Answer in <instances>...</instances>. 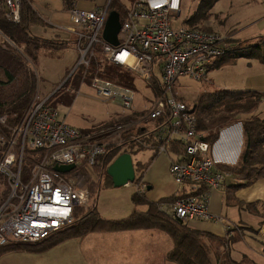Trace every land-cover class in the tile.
Listing matches in <instances>:
<instances>
[{"label": "built area", "instance_id": "2783aa9c", "mask_svg": "<svg viewBox=\"0 0 264 264\" xmlns=\"http://www.w3.org/2000/svg\"><path fill=\"white\" fill-rule=\"evenodd\" d=\"M181 3L131 0L121 17L117 46L103 38L110 3L91 10L72 6L68 29L76 36L78 65L88 67L99 43L104 59L147 85L157 86L155 104L145 108V118L157 120L156 128L147 127L155 143L144 144L170 159L177 199L164 205L167 213L185 222L202 219L230 226L227 218L210 209V190L222 189L228 173L219 168L212 143L198 130L192 107L173 90L180 76L207 79L211 64L226 52L227 37L216 31L176 25ZM3 5L8 18L18 22L21 0H3ZM97 72L90 82L97 95L131 109L135 89ZM8 117L7 113L0 115V246L40 241L71 224L75 212L89 206L86 182L93 176L92 170L105 164L100 157L107 153L108 146L121 142L113 137L117 128H122L118 137L128 129L106 126L96 132L84 131L69 124L59 109L48 103V97L41 99L40 94L15 125L9 124ZM133 137L141 136L134 133ZM175 144L181 145L178 151L171 149ZM56 164L75 166L57 171ZM232 235L229 230L227 236Z\"/></svg>", "mask_w": 264, "mask_h": 264}, {"label": "trees", "instance_id": "16d2710c", "mask_svg": "<svg viewBox=\"0 0 264 264\" xmlns=\"http://www.w3.org/2000/svg\"><path fill=\"white\" fill-rule=\"evenodd\" d=\"M114 1L115 0H111L109 2V11L117 10L122 17L124 15V10L122 9L121 11V5L118 3L114 4ZM216 2L217 0H199L195 11L184 20V25L191 28H202L204 30L213 31L199 26L204 25L205 20L210 17L211 10ZM6 13L3 0H0L1 32L17 44H26L27 50H29L28 53L35 57L36 61L40 51L49 52L54 55L53 53L57 48L62 49L58 44H54V40L51 41L39 37L31 31L32 25L38 24L41 22V19L30 0H21L20 20L18 22L10 20ZM51 42L53 44H51ZM31 46H33V49ZM95 49V56L91 57L88 67L80 64L74 71V73L78 72L76 77L78 85L81 84V82H91L92 76L99 70L97 73L104 75V77L116 83L130 86L133 89L137 88L131 72L124 71L120 66L110 63L103 58L102 54H99L101 44L97 43ZM225 49L226 52L222 56L216 58L211 64L210 70L220 68L227 64H234L240 58L256 59L261 64H264V34L243 39H230L228 41L226 39ZM3 59H7L10 65H12L11 68L5 70V72L7 77L13 80L18 76L16 73L19 72L21 68V64H19L21 62L17 61L18 59L15 58L7 48L0 45V65ZM17 62L19 63L16 64ZM25 76L26 81H22V85L15 89L16 93L13 92L10 95L11 99L9 102L3 99L2 93L0 94V113L1 115L6 113L9 115V124L17 123L21 119L26 109L29 108L31 104L30 97L37 87V77L34 74L25 73ZM4 84L5 82L0 79V88ZM23 93L24 96L23 99H21L20 96ZM263 99L264 92L262 91L221 88L213 91L201 92L194 106H191V111L196 115L198 130L202 131L204 133L203 138L210 141L212 144L218 139L221 128L239 119V116H242L240 119L244 125L245 148L241 156V161L237 166H226L223 167V169L239 175L244 179V182L228 187L227 193L229 203L237 202L233 194L236 188L251 185L258 179L264 178V116H260L256 113ZM53 106L56 107L55 105ZM145 112V109L142 111L134 109L132 113L121 116L115 123L120 124L121 122L138 121V119H143ZM135 126L138 127L139 124ZM134 127L123 131L121 142L108 146L107 153L100 157L101 161L104 162L106 166L122 152L121 146L129 141L135 140L133 137L134 133L140 137L150 132L147 127L143 129L139 127L134 132ZM149 143H155L152 135L151 142ZM180 147V144H175L171 149L178 151ZM107 176L111 179L108 173ZM135 181L139 182L140 176H137ZM111 185H113V183ZM99 186L97 188L93 186L90 188L91 205L86 207L87 209L81 208L85 210L83 213H79L81 209L77 210L75 212V220L71 224L40 241L29 243L16 242L0 246V256L8 251L21 249H25L29 252H41L68 238L83 236L94 231L159 228L167 232L174 239L175 245L169 252L168 258L178 264H244L243 262L231 258L230 243L236 241L233 235L230 237L227 235L225 237H220L211 233H205L190 227L188 222L175 219L167 213L164 209V205L167 204L168 200L169 203L175 201L177 199L176 195L159 202H150L144 195L137 191L132 196L133 202L136 205L147 204L148 209L146 211L135 209L133 213L125 218L106 219L100 214L97 208ZM245 207L247 209H257V206L253 204H246ZM251 227L252 226H249V228ZM221 246L228 249L225 250L223 248L220 250Z\"/></svg>", "mask_w": 264, "mask_h": 264}, {"label": "crops", "instance_id": "0c3cea01", "mask_svg": "<svg viewBox=\"0 0 264 264\" xmlns=\"http://www.w3.org/2000/svg\"><path fill=\"white\" fill-rule=\"evenodd\" d=\"M30 1L41 19V22L32 25L31 31L35 35L51 41L64 40L67 42L64 48L71 46V48L76 49L74 45L75 36L68 30V27L72 25L70 17L72 6L77 5L79 8L91 10L98 6L107 5L110 0ZM130 3L131 1L129 5ZM118 4L122 5L125 14L129 5L127 6L126 3L122 4V2ZM195 9L196 7L191 9L186 6V17L194 12ZM181 13L182 10L180 11ZM231 21H236L237 25H242L243 27L241 26L239 29L233 25L229 27L227 24H230ZM205 23L215 29L217 28L214 31L224 36L230 34L232 39H243L264 34V0H217L211 10L210 17L205 20ZM7 40L9 41V38L0 30V45ZM62 49L57 48L53 54L55 55ZM40 55L52 54L42 51ZM235 64L238 65V68L245 69L250 74L249 77L246 78V76L242 75L243 78L236 81L229 78L225 79L224 76H221L220 71L230 66H222L209 72V76L215 72L219 73L216 78L217 81H214L213 79L215 78L211 76V79L207 81L217 85L218 87H215V89H247L264 92V64H261L256 59L248 58H240ZM68 65H65L66 69H68ZM35 69L38 75L36 63ZM215 89L204 91H213ZM200 92L198 93L200 94ZM188 94L192 95L193 93ZM96 97L100 98L97 95ZM101 100L112 102L104 98H101ZM256 113L264 116V99ZM241 117L239 116V119L221 128L218 139L212 144L213 155L221 169L226 166H237L241 161L245 148V131ZM144 161L143 167L141 166V170L137 175L140 176V181L124 185L127 187L125 190H129L123 192L125 190L110 185L101 190L107 192L104 197L101 196V192L98 194L97 208L104 218H125L133 213L135 209L146 211L148 209L147 204L136 205L133 202L132 196L137 191L150 202H159L176 194L177 184L169 171V157L164 154H157L152 149L148 153L145 163ZM243 182L244 179L239 175L228 172L223 188L210 190L211 212L227 218L234 225L231 227L232 229L228 228L223 222L213 220L194 219L189 221L188 225L199 231L220 237H225L229 230H233L236 225L247 227L250 223L243 219L242 213H245V211L247 213L252 212L251 214L255 213L259 216L264 210V178L258 179L251 185L236 188L235 190L232 189L237 202L229 203L228 187ZM119 193L122 196H119ZM167 203H169V200ZM246 204H253L257 206V209H247L245 207ZM260 219L259 222H262L261 217ZM254 228L256 229V232L253 233L255 235L254 240L259 242L264 250V225H257ZM250 234L252 235V233ZM174 245L175 242L171 235L159 228L101 230L89 232L83 236L68 238L41 252L8 251L0 256V260L2 261V256L4 257L6 254L22 252L26 259V264H178L168 258V254L174 248ZM239 248L236 247L235 250L233 243L230 245L231 258L236 261H239V259H235L232 252H239Z\"/></svg>", "mask_w": 264, "mask_h": 264}, {"label": "rangeland", "instance_id": "374dc122", "mask_svg": "<svg viewBox=\"0 0 264 264\" xmlns=\"http://www.w3.org/2000/svg\"><path fill=\"white\" fill-rule=\"evenodd\" d=\"M130 1L131 0H115L114 4L122 2V4L126 3V5L128 6ZM197 4L198 0H182V13L180 14V16L177 17L178 20L176 25L185 24L184 20L186 19V6L188 8L194 9L195 7H197ZM120 10L122 11V8H120ZM236 23V21H231L230 24L228 23L227 25L229 27H232L233 25L234 27L239 29V27H241L242 25H237ZM199 27L208 28L213 31L215 29L208 23H204V25H200ZM68 30L70 31V29ZM215 30H217V28ZM225 37H227V41L232 39V36L230 34L225 35ZM75 41L76 42L74 43V45L77 48L76 36ZM53 42L56 45L58 44L61 48H64L67 45L66 41L60 39L56 41L54 40ZM51 44L53 43L51 42ZM1 45L7 48L10 53L18 59L17 61L21 62L16 63L21 64V68L19 69V72L16 73V75L18 76H16L13 80H10L5 72V70H9L12 66L10 65L8 60L3 59L0 65V79L5 82V84L0 88V94L2 93L1 95L5 101L9 102V100L11 99L10 95L13 92L16 93L15 89L18 86L20 87L22 85V81H26L25 73L34 74L37 77V87L33 92L32 96L30 97V103L32 104L34 97L37 94H40L41 99H45L48 97V103L51 105H55L59 109L62 117H65L66 121L69 124H74L78 128L81 127L80 129H84L85 131L89 132H96L100 128L106 126H126L130 129L138 123L140 124L138 127H134V132L139 127H148L150 129L156 128L157 120L145 118L147 112H145V115L143 117L145 118L144 120L138 119V121L133 120L125 123L121 122L120 124L115 122H117L121 116L132 113L134 109L142 111L145 108H151L156 102L157 86H149L142 79L137 78L135 75H133L132 77L134 78V81L137 86V88L135 89L136 97L134 106L131 109L126 110L120 104L119 101H112L110 103L101 100V97L97 95V93L93 90L89 81L81 82V84L79 85L77 84L76 77L78 75V72L74 73V71L76 70L80 58L79 50L74 49L73 47L71 48V46H69L58 51L55 55L46 56L40 55V51V53L38 54L40 56L36 61V58L28 53L29 50H27L26 44H17L9 38V41L7 40L1 43ZM31 47L33 49V46ZM35 63L38 75L35 69ZM67 64H69L68 69H66L65 66ZM225 66H230L225 68L223 71H220L221 76H224L225 79L229 78L234 79L236 81L241 80L243 78L242 75L246 76V78L250 75L245 69L238 68V65L235 63L227 64ZM122 69L126 71L124 68ZM218 74V72H215L213 75L211 74L210 76L215 78L213 79L214 81H217L216 78ZM210 76L208 75L209 78L203 80H197L189 76H180L173 84V90L175 95L180 100L186 102L189 106H194V103L196 102V100H198V96L200 95L198 93L199 91L202 92L204 90H212L215 89V87H218L213 82L210 83L209 81H207L211 79ZM188 93L193 94L191 95ZM96 95L100 98H97ZM23 96L24 93L20 96V98L23 99ZM140 120L141 122H139ZM15 124L16 123H10L11 126ZM120 131H122V128H117L116 133L113 135V137H116L117 141L121 139V135L124 133L121 132L120 137H118ZM111 140L115 139L113 138ZM149 142H151V135L146 134L145 136H141L139 139L129 141L128 143L121 146L122 152L127 151L132 154L134 167L137 175L141 170L143 160L146 161L148 153L151 152L153 149L146 145ZM108 166H106L105 164H100L98 167L92 170L93 176L90 178V180L86 182V185L89 189L92 186L97 188L100 185L98 194L101 192L102 197H104L107 192L101 190L107 188L113 183L112 179L107 176ZM116 188L125 190L127 187L122 186ZM127 190L123 192H126ZM119 196H122V194L119 193ZM91 202L92 200H90V203L88 205H91ZM83 212H85L84 209L79 210V213ZM251 213H247L246 211L245 213H242L243 219L250 223L247 227L243 225H236L233 230H230L234 238L236 239V241L233 242L234 249L236 250V247H240L238 250L239 252H232V255L235 259H239V262H243L244 264H264V251H262L263 246L260 245L259 242L254 240L255 235L253 234L256 231V229L254 230L255 226H262V224L264 225V210L261 212V214H259V216L262 218V222H259V220L261 219L259 216H257V214ZM223 223L225 224V222ZM233 226V223H231L228 228H231ZM249 226L253 227L249 228ZM250 233H252V235ZM230 244H232V242ZM226 247L221 246L220 250H222L223 248L227 250L228 248ZM0 264H26V259L23 256L22 252H12L10 254L4 255V257L2 256V261L0 260Z\"/></svg>", "mask_w": 264, "mask_h": 264}, {"label": "water", "instance_id": "95a60500", "mask_svg": "<svg viewBox=\"0 0 264 264\" xmlns=\"http://www.w3.org/2000/svg\"><path fill=\"white\" fill-rule=\"evenodd\" d=\"M121 30V15L117 10L109 11L107 16L103 38L112 45H119V33ZM74 164H56L57 171H68L74 168ZM107 173L111 177L114 187H122L136 180L137 174L134 167L133 156L130 152L120 153L107 167ZM150 189V186H149Z\"/></svg>", "mask_w": 264, "mask_h": 264}, {"label": "bare ground", "instance_id": "6f19581e", "mask_svg": "<svg viewBox=\"0 0 264 264\" xmlns=\"http://www.w3.org/2000/svg\"><path fill=\"white\" fill-rule=\"evenodd\" d=\"M110 1H111V0H110ZM110 1H109V2H110ZM108 4H109V3H108ZM48 185H49V183H48V182H46V184H45V187L47 188V187H48Z\"/></svg>", "mask_w": 264, "mask_h": 264}]
</instances>
